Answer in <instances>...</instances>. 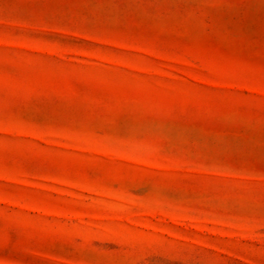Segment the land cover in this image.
I'll return each mask as SVG.
<instances>
[{
  "label": "rangeland",
  "instance_id": "1",
  "mask_svg": "<svg viewBox=\"0 0 264 264\" xmlns=\"http://www.w3.org/2000/svg\"><path fill=\"white\" fill-rule=\"evenodd\" d=\"M0 264H264V0H0Z\"/></svg>",
  "mask_w": 264,
  "mask_h": 264
}]
</instances>
